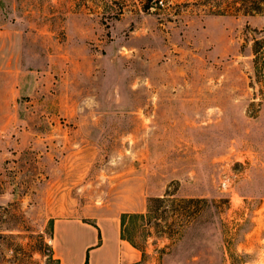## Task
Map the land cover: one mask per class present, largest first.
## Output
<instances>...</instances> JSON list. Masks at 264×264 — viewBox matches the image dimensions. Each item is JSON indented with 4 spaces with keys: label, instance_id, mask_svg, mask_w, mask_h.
<instances>
[{
    "label": "rangeland",
    "instance_id": "obj_1",
    "mask_svg": "<svg viewBox=\"0 0 264 264\" xmlns=\"http://www.w3.org/2000/svg\"><path fill=\"white\" fill-rule=\"evenodd\" d=\"M0 29V264L122 211L135 264H264V0H0Z\"/></svg>",
    "mask_w": 264,
    "mask_h": 264
},
{
    "label": "crops",
    "instance_id": "obj_2",
    "mask_svg": "<svg viewBox=\"0 0 264 264\" xmlns=\"http://www.w3.org/2000/svg\"><path fill=\"white\" fill-rule=\"evenodd\" d=\"M2 31L0 29V36ZM10 61L9 56L8 63L2 66L4 73H11ZM9 133H11V128L8 135ZM23 133H28L26 127ZM135 192L138 194L139 189L137 188ZM132 208L133 211L143 213L147 209V200L144 199L143 205H132ZM121 215H94L89 218L70 217L69 215L54 216L52 239L56 257L62 264L138 263L142 259L143 252L128 239L122 237Z\"/></svg>",
    "mask_w": 264,
    "mask_h": 264
},
{
    "label": "trees",
    "instance_id": "obj_3",
    "mask_svg": "<svg viewBox=\"0 0 264 264\" xmlns=\"http://www.w3.org/2000/svg\"><path fill=\"white\" fill-rule=\"evenodd\" d=\"M255 11H260L259 9H261L259 6H254L253 8ZM167 196L171 195V193L169 191H167L166 193ZM165 198H162V197H151L148 199V204H147V209H148V214L151 216V214L153 212H156L157 209H158V206L157 204H159L160 202H163L165 201L164 200ZM189 202H195L196 200L191 198L188 200ZM128 216H141V217H146L147 215H144V214H138V213H123L121 215V221H122V237L123 238H126L128 239L134 246L138 247L141 249L140 246H138L131 238L129 237H126L125 235V230H124V226H125V218L128 217ZM53 232H54V225H53ZM53 237V235H51ZM142 250H145V249H142Z\"/></svg>",
    "mask_w": 264,
    "mask_h": 264
}]
</instances>
